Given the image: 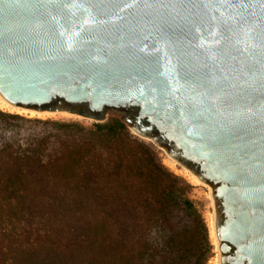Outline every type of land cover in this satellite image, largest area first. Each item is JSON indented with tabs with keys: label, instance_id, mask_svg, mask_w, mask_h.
I'll return each mask as SVG.
<instances>
[{
	"label": "water",
	"instance_id": "obj_1",
	"mask_svg": "<svg viewBox=\"0 0 264 264\" xmlns=\"http://www.w3.org/2000/svg\"><path fill=\"white\" fill-rule=\"evenodd\" d=\"M0 99L115 112L214 190L223 264H264V0H0Z\"/></svg>",
	"mask_w": 264,
	"mask_h": 264
},
{
	"label": "trees",
	"instance_id": "obj_2",
	"mask_svg": "<svg viewBox=\"0 0 264 264\" xmlns=\"http://www.w3.org/2000/svg\"><path fill=\"white\" fill-rule=\"evenodd\" d=\"M190 187L121 118L0 109V264H207Z\"/></svg>",
	"mask_w": 264,
	"mask_h": 264
},
{
	"label": "rangeland",
	"instance_id": "obj_3",
	"mask_svg": "<svg viewBox=\"0 0 264 264\" xmlns=\"http://www.w3.org/2000/svg\"><path fill=\"white\" fill-rule=\"evenodd\" d=\"M5 112H9V113H13V114H19L20 116H24L26 118H31V119H35V118H39L42 120H58V121H64V122H78L81 125H84L86 127H92L93 123L95 121H93L92 119L89 118H84L82 116H79L78 114H73L71 113V115H66V114H53L52 115H47V116H32L29 114H22V113H18V112H14V111H9L3 108H0ZM66 115V116H65ZM113 117H118L120 118L115 112L112 113H108L107 116V120ZM35 124H30V126H33ZM39 127H34V129L38 130L39 133H41L42 131H44L43 128ZM32 129V128H31ZM30 132V131H28ZM130 132L136 136L139 140L146 142L150 145L153 146V148L156 151V154L158 156V159L165 165L167 166L171 171H173L175 174H177L178 176L182 177L184 180H186L190 185V189L188 190V196L191 198V200L193 201L195 207L197 208V210L199 211V213L202 215L203 219L205 220V223L207 225L208 228V233H209V239H210V244H211V248L209 249V251L207 252L206 255V260H207V264H221L220 262V250L217 249L216 244L214 242V237L212 235V230H211V226H210V217L212 215L213 212V207L211 205V196H210V189L208 186H206L203 183H198L194 180H192L191 178H189V176L185 173V171L181 168L183 167L182 164H176L174 162V158H172L164 148L157 146L153 141L148 140L147 138H143L141 136H139L138 134L134 133L131 129ZM26 131L21 130L20 135L25 134ZM174 159V160H173ZM173 160V161H172ZM187 264V261H185Z\"/></svg>",
	"mask_w": 264,
	"mask_h": 264
},
{
	"label": "bare ground",
	"instance_id": "obj_4",
	"mask_svg": "<svg viewBox=\"0 0 264 264\" xmlns=\"http://www.w3.org/2000/svg\"><path fill=\"white\" fill-rule=\"evenodd\" d=\"M0 108H3V109H6V110H9V111H14V112H18V113H22V114H29V115H32V116H38V117H41V116H49V115H52L53 116V114H58V113H60L61 115L62 114H66V115H71V113L70 112H67V111H65V112H63V111H50V110H47L46 112H20V111H16V110H13V109H9V108H6V107H3V105H2V102H1V99H0ZM65 115V116H66ZM174 160V159H173ZM172 160V161H173ZM174 162L176 163V164H179V162L178 161H176V160H174ZM185 173L189 176V178H191L192 180H194V181H196V182H198V183H202L201 181H199L198 179H196L195 177H193L192 175H190L189 173H187L186 171H185ZM210 189V196H211V199H210V201H211V205H212V207H213V212H212V215H211V217H210V226H211V230H212V235H213V237H214V242H215V244H216V247H217V249L218 250H220L219 249V247H218V245H217V240L219 239L218 238V234H217V229H218V219H219V210H218V206H217V202H215L214 201V199H215V196H214V190H212L211 188H209ZM220 263L221 264H223L222 263V255H221V252H220Z\"/></svg>",
	"mask_w": 264,
	"mask_h": 264
}]
</instances>
